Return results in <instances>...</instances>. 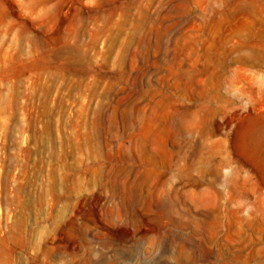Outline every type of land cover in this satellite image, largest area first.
<instances>
[{"label":"rangeland","instance_id":"rangeland-1","mask_svg":"<svg viewBox=\"0 0 264 264\" xmlns=\"http://www.w3.org/2000/svg\"><path fill=\"white\" fill-rule=\"evenodd\" d=\"M0 264H264V0H0Z\"/></svg>","mask_w":264,"mask_h":264}]
</instances>
